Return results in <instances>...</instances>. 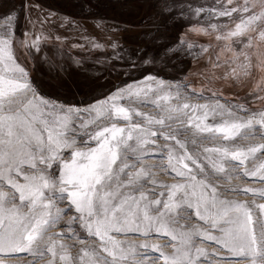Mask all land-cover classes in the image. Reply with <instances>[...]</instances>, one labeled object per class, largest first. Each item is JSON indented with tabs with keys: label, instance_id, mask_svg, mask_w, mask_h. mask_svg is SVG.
I'll list each match as a JSON object with an SVG mask.
<instances>
[{
	"label": "snow or ice",
	"instance_id": "snow-or-ice-1",
	"mask_svg": "<svg viewBox=\"0 0 264 264\" xmlns=\"http://www.w3.org/2000/svg\"><path fill=\"white\" fill-rule=\"evenodd\" d=\"M158 14L187 17L189 31L214 36L209 44L181 36L167 50L205 60L204 69L190 73L204 85L148 75L85 107L41 95L18 62L20 48L39 52L48 41L44 25L55 14L41 9L35 18L26 15L23 39L16 35L15 11L0 17V254H50L48 264H144L137 249L151 248L162 264H204L208 253L199 240L225 251L226 264H264V203L255 200H264V188L221 183L234 174L264 182V162L254 163L264 143L237 142L257 133L264 139V108L233 103L214 86L251 76L250 49L257 40L264 43V0H216L210 7L161 0ZM220 17L229 23L213 22ZM37 25L39 32L33 31ZM63 71L50 62L51 74ZM258 88L264 92V79ZM148 105L157 112L140 110ZM154 157L158 164L146 163ZM160 173L175 182L163 183ZM227 192L254 199H230ZM193 217L197 224L177 227ZM62 221L64 230L53 233ZM153 234L170 237L173 252L131 239ZM64 239L82 246L76 256L70 251L75 244Z\"/></svg>",
	"mask_w": 264,
	"mask_h": 264
},
{
	"label": "rangeland",
	"instance_id": "rangeland-1",
	"mask_svg": "<svg viewBox=\"0 0 264 264\" xmlns=\"http://www.w3.org/2000/svg\"><path fill=\"white\" fill-rule=\"evenodd\" d=\"M160 2L161 0H0V17L15 11L18 14L16 35L23 39L22 33L29 27L25 20L26 15L30 14L35 18L41 9L55 14L50 23L44 25L45 35H49L48 41L41 44L39 52L32 50L29 53L28 49L20 48L17 53L18 62L28 72L29 79L41 95L65 104L85 107L146 75L173 82L182 81L187 77L185 82L192 87L200 88L204 85L199 76L190 73H198L204 69L205 60L194 62L190 56L182 52L167 53V50L176 47L181 36L199 44L215 43L214 36L189 31L191 24L187 17L177 19L162 17L158 14ZM180 2H190L204 7L216 5V0ZM222 2L226 3V0ZM238 2L242 3V0ZM28 4L34 6L30 11L24 7ZM36 5H39V8H36ZM233 16L236 17L237 14L234 13ZM65 18L75 23L69 24ZM198 19L193 18L191 23H197ZM213 22L227 24L229 18H214ZM3 23L5 21L0 19V24ZM33 31L39 32L40 26L37 25ZM56 37L60 39L57 40ZM95 44L101 47L97 48ZM113 44L116 45L115 48L112 47ZM250 57L254 67L248 79L240 83L217 81L214 86L233 103L237 101L245 103L249 109L256 111L264 108V100L256 99L257 96H264V92L258 88L264 79V68L260 67V64L264 63V43L257 40L250 49ZM50 62L62 65L65 71L59 75L51 74ZM224 102L221 100V103ZM140 110L151 114L157 112L152 105L144 106ZM237 142L240 145L259 144L264 143V139L257 133L253 139L245 141L237 138ZM260 162H264V155L258 153L254 163ZM146 163L158 164L159 159L148 158ZM247 167H253V162H248ZM243 170L238 169V172L242 173ZM157 178L166 184L175 182L171 174L160 173ZM221 183H230L240 188H264V182L258 177L236 174L230 182ZM225 195L240 201L250 202L254 199L251 194L227 192ZM255 200L257 204L264 203L259 197ZM67 219L68 216H65L64 221ZM63 224L62 221L61 225L52 229V232H62ZM195 224L197 220L193 217L191 220H180L177 227L180 225L190 227ZM131 239L137 245L141 243L159 245L165 253L173 252L170 237L162 234H153L147 239L139 236ZM63 243L75 244L70 249L73 256H76L82 247L78 242L69 239H64ZM197 244L208 253L206 258H201L204 264H226L221 259L227 255L226 252L219 250L213 242L200 243L197 240ZM137 252L139 254L136 259L144 261V264H162L155 260L159 252L151 248L137 249ZM12 256L11 259H4V255L0 254V261L3 264H48L51 259L50 254L36 258L26 254Z\"/></svg>",
	"mask_w": 264,
	"mask_h": 264
},
{
	"label": "bare ground",
	"instance_id": "bare-ground-1",
	"mask_svg": "<svg viewBox=\"0 0 264 264\" xmlns=\"http://www.w3.org/2000/svg\"><path fill=\"white\" fill-rule=\"evenodd\" d=\"M146 76H148V75H146ZM146 76H144L143 78H141V79H139V80H137L135 82H139V81L143 80ZM135 82H133V83H135ZM133 83H131V84H133ZM121 125H123V122L121 123ZM4 257H5L4 259H11V258H13L12 255H4Z\"/></svg>",
	"mask_w": 264,
	"mask_h": 264
}]
</instances>
